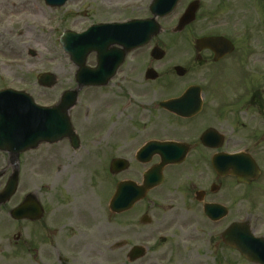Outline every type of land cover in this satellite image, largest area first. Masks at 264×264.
Instances as JSON below:
<instances>
[{
	"label": "flooded vegetation",
	"instance_id": "af4514ba",
	"mask_svg": "<svg viewBox=\"0 0 264 264\" xmlns=\"http://www.w3.org/2000/svg\"><path fill=\"white\" fill-rule=\"evenodd\" d=\"M233 2L227 0L214 12L203 15L211 30L210 36L228 38L233 45L231 52L226 54L229 44L225 45L222 48L225 54L216 58L213 50L196 48L197 37L180 39V65L185 68L183 78H197L193 82L198 91L195 103L198 99L202 101L199 113L185 118L163 108V101L179 97L192 88L191 84L170 86L169 76L164 73L159 77L163 78L160 85L150 87V83L159 79H147V69L154 64L158 66L159 62L151 60L145 69H139L141 64L136 54L130 53L113 78L119 84H126L127 100L123 104L126 111L117 113L115 120L107 123L91 119L86 129L78 128L79 136L86 135L85 130L92 132L90 137H97L103 154L107 146L126 153L132 144L134 148L150 140L184 143L188 147V163L182 170L187 171L185 179L192 183L184 189V200L191 195L195 198L200 190L204 191V201L215 199L216 184L221 183V179L214 172L211 159L219 152L244 147L246 152L261 159V187L264 188V2ZM144 58L142 64H145ZM86 61L89 66H95L96 55H88ZM248 77L251 78L247 80ZM124 137L129 141L123 146L117 145L115 140ZM66 141L72 147L70 141ZM4 154L8 157L7 153L1 152L2 156ZM157 162L159 157H153L147 169ZM142 165L137 163L135 168ZM2 168L0 184L3 186L8 181L9 172L8 167ZM98 171L105 172V165L101 164ZM181 178L179 175V180ZM70 188L66 192L71 193V198H51L54 201L51 207L43 200L39 189L35 190L44 206L43 218L22 220L18 231L12 235L3 222L4 229L0 233L5 239L0 250V264H102L121 259L120 250L107 244L106 238L110 234L102 230V213L98 209L90 211L88 201L76 193L78 187ZM6 208L4 206L1 210L6 211ZM90 217L96 220V227L89 228ZM155 232L150 231L149 235L153 236ZM151 257L154 259L151 264H185L182 257L170 262L175 259L172 253L158 257L152 254Z\"/></svg>",
	"mask_w": 264,
	"mask_h": 264
},
{
	"label": "rangeland",
	"instance_id": "374dc122",
	"mask_svg": "<svg viewBox=\"0 0 264 264\" xmlns=\"http://www.w3.org/2000/svg\"><path fill=\"white\" fill-rule=\"evenodd\" d=\"M151 1L70 0L64 6L56 8L47 6L44 0H0V87L10 86L25 89L35 97L37 102L41 104L50 103L53 95L58 94L62 87L75 86V67L59 41L62 32L67 29L81 32L90 23L97 20L149 17ZM201 1L200 16L207 13L208 9L210 12L216 10L214 5L219 0ZM229 1L233 2V0ZM261 1L264 2V0ZM180 9H182V5L172 15L160 19L163 31L153 39L152 45L158 43L167 52L163 61L164 64L155 66L162 74L169 64L172 65L182 60L180 45H177L179 41L176 39H179L180 36H190V33L182 35L172 30L177 23L176 18ZM195 28L193 27L191 32L202 33L200 32L203 30L201 26L199 30ZM15 51L17 53H14ZM144 53L145 51L142 54H136V58L141 64L139 69H145L147 66L142 64ZM56 65L59 70L63 68L66 74L63 77L59 76L57 70L58 83L53 88L44 89L37 82V74L54 71ZM226 73L229 72L226 71ZM67 75L69 76L68 83L64 81ZM250 78L248 77L247 80ZM162 80L163 78L158 80L156 84L160 85ZM196 80L197 78H190V81L181 84H188ZM154 84L150 83L149 86ZM125 85V83L119 84L114 79L103 89L84 90L85 93H80L79 102L72 111V121L76 127L86 129L87 119L90 121L95 119V121L99 120L98 122L103 121L105 123L112 119L114 121L117 116L116 113L125 112L126 108L123 105L127 100ZM109 104L111 107L106 108ZM85 134L88 137L82 138L83 145L76 151L71 149L67 142L62 141L57 144L43 143L37 149L22 153L19 159L20 184L16 195L8 205L9 208L17 205L22 200L24 193L38 189L43 195V200L46 204L49 203L51 207L54 203L51 198H71V193H67L63 186H77L78 191L76 193H79L86 202L88 201L90 211H97L99 205V211L105 214L102 230L107 235L110 234L109 237L111 238L108 242L127 240L129 246L134 244L151 246L150 251H153L156 257L161 256L163 250L168 251L171 247L174 249L175 261L179 259L178 255L175 254L178 251L185 264H195L192 262L193 259L198 261L197 264H252L242 258L236 250L225 248L221 244L219 235L229 225L231 219L234 221L249 219L252 230L256 234L264 233V228L259 225L260 217L264 214L260 200L262 194H259L257 188L252 187L247 190L235 188L234 191L235 194H238V198H234V203L231 202V215L220 225H212L202 214H198L196 203H189L185 206L180 195L175 194V213L170 212L169 214L173 217L176 216V219L173 226L168 228L170 232L162 239L166 240L163 243L158 235L154 234V236L149 237V231L157 229L155 219L161 221V218L167 215V204L164 202L167 194L166 189L173 188V185H167L154 191L151 199L139 204L124 217L115 220L110 218L108 201L114 192L115 183L118 179L133 177V170L116 176L106 172L104 182H100L102 175L96 173L97 167L101 164L107 167L110 157L123 153L121 152L123 150L118 151L117 148H114L98 155V149L90 137L93 133L85 130ZM129 139L131 140V138ZM127 141L129 140L126 137L115 140L116 144L120 146H123ZM132 147L133 144L127 148V154H130ZM86 149L89 151L86 152ZM11 171L12 165L10 166ZM243 192H249L248 199L239 203ZM221 194L225 196L226 191ZM49 198L50 202L48 201ZM103 202L104 210L101 206ZM188 208H190V214L186 211ZM146 212L153 218V222L149 225L140 223L141 216ZM4 216L8 218V228L18 230L19 224L13 222L6 214ZM93 223L95 224L92 225ZM96 224V220L90 217L89 228L96 227ZM2 240L4 238H0V250L4 245ZM129 246L125 247L122 252L126 253ZM1 255L0 252V257ZM153 261L152 257L147 258L143 264H149Z\"/></svg>",
	"mask_w": 264,
	"mask_h": 264
},
{
	"label": "water",
	"instance_id": "95a60500",
	"mask_svg": "<svg viewBox=\"0 0 264 264\" xmlns=\"http://www.w3.org/2000/svg\"><path fill=\"white\" fill-rule=\"evenodd\" d=\"M178 0H155L152 4L151 8L155 15H165L169 13ZM48 3L52 5H60L65 2V0H47ZM197 6H191L187 16L182 20V24L179 28H182L185 23H188L194 18L195 11ZM147 22L142 23L143 21H139L134 24L131 29H123L119 32V35L116 34V37H109L106 38L108 32L103 31L101 32L103 36L106 38L103 42L96 45L89 50H97L98 58L100 61L99 67L96 69L97 72H92L88 75L85 74V67H84V60L85 54L88 52L87 48H83L82 43L84 40L85 35L88 33L77 35L71 32H66L61 42L64 44L65 50L69 51L72 55V58L75 62L80 66L79 72L77 74V79L80 83V86L83 84H105L108 79L113 75L114 69L105 71V67L111 62H116V66H118L123 61V56L126 51H122L121 57H115V54L111 53L108 47L113 43H120L123 46L128 48H133L135 46H140L148 42L151 37L157 34L160 31L159 26L157 25L155 18L146 20ZM131 40V41H128ZM214 38H206L202 39V44H211ZM154 54L156 56L162 55V51L160 52L158 49L155 50ZM105 57H108L106 61H104ZM115 57V58H114ZM103 65V66H102ZM105 66V67H104ZM104 70V71H103ZM43 84L52 85L53 78L50 75H45L41 77ZM30 100V99H29ZM77 101V91H73L67 94L62 99L61 104L58 107L47 109L45 111L40 110V108H36L32 101L30 100L26 104L24 102H18L17 100L13 99L10 101L9 110L15 114L13 117V121L19 125L15 129H11L9 140H3L1 137L0 131V148H8L11 152L17 154L21 151H24L28 148L36 147L42 141L53 142L60 138H62L65 131L50 125L51 114L53 110L58 117L63 119L67 126V133H72V126L69 120L68 111L69 109L74 106ZM179 100H175L170 102L169 107L174 111L181 112L180 108H177L176 104ZM183 110V109H181ZM56 116V115H52ZM22 120V121H20ZM13 121H11L13 123ZM11 125L12 123L5 118V124ZM14 124V123H13ZM25 127L23 128V126ZM12 126V125H11ZM46 127L43 130H39V127ZM22 128V129H21ZM31 136V138H26L23 140L19 139L20 136ZM65 133V134H67ZM2 143V144H1ZM77 142L75 141V144ZM233 161L227 163V160L215 162V167L217 168L218 172H224L228 170V168H233V174L237 175L240 181H247L250 182L249 176L254 174L253 170L246 169L247 161L245 158L233 156ZM166 158V157H165ZM177 156H169L168 161L178 160ZM225 159V158H224ZM240 163L241 165H239ZM251 165V163H249ZM125 162H120L119 160L113 162V172H117L123 167H125ZM18 179V171L11 176L10 183L6 191L0 195V202L6 201L15 191L16 184ZM153 179V181H152ZM163 180L162 175L157 174H150L146 176L145 186L143 187H136L133 184L123 183L120 184L118 187L117 194L112 200V209L115 212H121L123 210L131 208L134 203L141 198H143L150 188L155 186V184L160 183ZM218 207H211L207 208V214H213L216 211H219ZM13 214L18 216L19 209L14 210ZM224 240L232 245L233 247L240 250V252L245 255L248 259L255 262H260L264 264V240L255 239L250 230L248 225L246 224H233L224 234ZM140 252V251H137Z\"/></svg>",
	"mask_w": 264,
	"mask_h": 264
},
{
	"label": "bare ground",
	"instance_id": "6f19581e",
	"mask_svg": "<svg viewBox=\"0 0 264 264\" xmlns=\"http://www.w3.org/2000/svg\"><path fill=\"white\" fill-rule=\"evenodd\" d=\"M7 52H8V50H7ZM14 53H17V52L15 51ZM14 53H13V54H14ZM13 59H16V58H13ZM55 68L59 71L60 76H64V75L66 74V72L63 70V68L59 70V68H58L57 65L55 66ZM62 70H63V71H62ZM60 71H62V72H60Z\"/></svg>",
	"mask_w": 264,
	"mask_h": 264
}]
</instances>
